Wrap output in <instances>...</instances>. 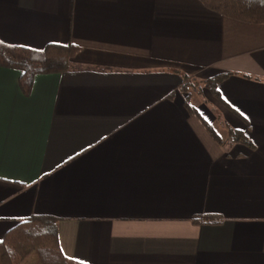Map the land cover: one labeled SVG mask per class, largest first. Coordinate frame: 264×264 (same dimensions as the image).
<instances>
[{
    "label": "crops",
    "instance_id": "0c3cea01",
    "mask_svg": "<svg viewBox=\"0 0 264 264\" xmlns=\"http://www.w3.org/2000/svg\"><path fill=\"white\" fill-rule=\"evenodd\" d=\"M0 41L78 46L26 92L0 66V239L49 215L79 264H264V24L199 0H0ZM219 74L216 95L185 86Z\"/></svg>",
    "mask_w": 264,
    "mask_h": 264
},
{
    "label": "trees",
    "instance_id": "16d2710c",
    "mask_svg": "<svg viewBox=\"0 0 264 264\" xmlns=\"http://www.w3.org/2000/svg\"><path fill=\"white\" fill-rule=\"evenodd\" d=\"M206 8L223 16L243 22L264 24V0H199ZM78 51L73 43H47L41 49L10 45L0 41V66L20 72L19 85L29 90L34 75L61 73L72 68L71 58ZM227 74L185 83L199 92L202 87L216 95L217 84ZM233 138L248 141L239 133L229 130ZM211 222V221H209ZM51 264H79L65 258L58 245L56 218L49 215H32L17 222L0 239V264H22L31 256Z\"/></svg>",
    "mask_w": 264,
    "mask_h": 264
},
{
    "label": "rangeland",
    "instance_id": "374dc122",
    "mask_svg": "<svg viewBox=\"0 0 264 264\" xmlns=\"http://www.w3.org/2000/svg\"><path fill=\"white\" fill-rule=\"evenodd\" d=\"M22 264H51L49 262H45L41 260V256H31L28 260H26L24 263Z\"/></svg>",
    "mask_w": 264,
    "mask_h": 264
}]
</instances>
